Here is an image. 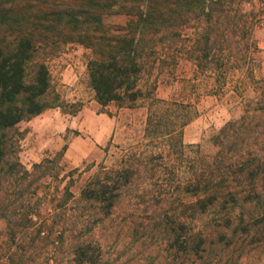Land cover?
<instances>
[{
    "label": "rangeland",
    "instance_id": "374dc122",
    "mask_svg": "<svg viewBox=\"0 0 264 264\" xmlns=\"http://www.w3.org/2000/svg\"><path fill=\"white\" fill-rule=\"evenodd\" d=\"M254 1L246 5L259 15L253 28L258 49L253 54L252 76L232 70L224 86L215 93L208 92L213 79L196 71L182 48L187 43L188 30L182 37L159 40L158 35L153 36L150 43L157 49L155 55L162 58L149 74L143 75L142 82L155 84L154 97L176 100L185 106L177 115L169 116L168 121L163 120L159 130L150 126L147 129L145 100L133 106L116 102L101 106L94 99L86 66L90 48L73 41L55 43L39 52L50 74L47 98L52 101L56 96L61 104L30 119H51L54 111L71 114V110L79 107L76 113L83 110L80 121L85 122L86 130H67L63 144L57 143L56 148L33 156L27 153L24 141L29 130L26 120L18 122L8 133L5 145H10L12 158H17L28 170L33 163L46 160L47 169L46 175L28 176L20 181L7 176L6 165L0 164V211L5 204L20 208L36 206L42 216L49 217L39 235L35 231L27 233V237L18 234L15 242L10 241L13 250L17 249L15 245H26L22 264H77L72 261V245L83 240L90 241L98 253L97 261L90 264H264V222L253 224L254 219L264 214V200L239 199L233 207L219 204L200 214L193 212L190 204L195 196L186 191V183L195 176L201 177L206 164H211L241 195L257 192L264 199V173L250 178L241 172L246 162L264 165V114L257 112L241 119L244 102L258 97L264 82V6L260 0ZM125 21L122 13L103 15L108 28ZM189 104L195 112H190ZM102 115L109 116L114 123L108 137ZM185 116L190 118L181 126L184 145H169L170 121H181ZM235 119L238 123L231 134L235 144L220 145L217 138L220 130ZM78 132L85 139L89 137V145L96 146L88 157L72 165L59 151L68 136ZM220 150H223L220 157L214 159ZM122 165L132 169V175L121 188L115 206L102 215L97 204L80 198V191L104 169ZM52 214L55 216L51 217ZM227 220L231 222L229 227ZM181 223L208 233L202 259L176 250L172 231ZM245 227L249 230L245 231ZM5 241L7 221L0 217V244Z\"/></svg>",
    "mask_w": 264,
    "mask_h": 264
},
{
    "label": "trees",
    "instance_id": "16d2710c",
    "mask_svg": "<svg viewBox=\"0 0 264 264\" xmlns=\"http://www.w3.org/2000/svg\"><path fill=\"white\" fill-rule=\"evenodd\" d=\"M260 1L264 6V0ZM254 2L0 0V164L6 165L5 174L22 181L28 176L41 177L47 173L44 166L46 160L33 163L32 169L28 170L17 158L11 157L13 152L9 150L10 145H5L9 140V131L18 122L29 120L44 109L61 104L56 101V96L52 101L47 98L51 81L45 60L39 55L42 49L55 43L73 41L90 48L91 55L86 66L94 99L101 106L110 102L133 106L145 100L148 109L147 129L150 126L159 130L163 120L168 121L169 116L177 115L178 110L185 106H180L183 103L176 100L154 97L155 84L142 82L143 75L149 74L156 61L162 58L155 55L157 49L150 43L154 41L153 36L158 35L159 40L182 37L184 31L188 30L185 36L187 43L182 48L196 71L213 79L214 83L208 92L215 93L224 86L232 70L252 76L253 54L258 49L253 28L259 15L253 8H246V5ZM108 12L124 14L125 23L108 28L103 22V15ZM260 86L258 97L244 102L241 119L257 112L264 114V82ZM189 105L190 112H195L194 106ZM78 109L70 113L75 114ZM189 118L185 116L181 121H170L169 145H184L181 126ZM237 123L236 119L228 121L220 130L217 136L220 145L235 144L231 134ZM65 147L66 144L62 146L60 154H63ZM222 152L220 150L214 159H218ZM259 165V162L255 165L251 161L246 162L241 172L254 178L257 173H264V165ZM213 167L206 164L203 177L195 176L186 183V191L195 196L190 201L193 212L204 214L219 204L233 207L239 199L241 202L264 200L257 192L248 191L250 193L241 195L226 182L221 171ZM104 170L82 187L80 198L97 204L102 215H107L119 200L120 190L129 181L132 169L122 165ZM39 211L36 206L20 208L5 204L0 217L7 221V241L0 244V264H22L21 257L25 254L26 245H15L17 249L13 250L11 242L16 241L18 234L27 237V233L35 231L39 235L43 231L49 217L42 216ZM262 222L264 214L254 219L253 224ZM226 224L229 227L231 222L227 220ZM182 225L178 224L172 231L176 250L182 255L202 259L208 233L204 229ZM248 230L245 227V231ZM72 254V261L77 264L94 263L98 258L92 243L86 240L73 244Z\"/></svg>",
    "mask_w": 264,
    "mask_h": 264
},
{
    "label": "crops",
    "instance_id": "0c3cea01",
    "mask_svg": "<svg viewBox=\"0 0 264 264\" xmlns=\"http://www.w3.org/2000/svg\"><path fill=\"white\" fill-rule=\"evenodd\" d=\"M68 82H71L70 79ZM79 110L76 114H67L60 111H54L53 118H36L34 120H26L29 124L27 137L24 138L25 145L27 146V153L30 155H39L42 151L47 149L56 148L57 143L61 145L64 143V135L67 130L74 131L75 129L86 130V124L80 121L82 116ZM41 115V113H40ZM85 117V116H84ZM106 121L104 132L106 137L110 136L113 131L114 123L109 116L102 115ZM105 137V138H106ZM88 136L85 139L81 133L70 134L68 141L63 152L64 158L72 165L79 164L84 158L88 157L92 148L96 145H89ZM100 143L99 141H96ZM95 142H93L95 144Z\"/></svg>",
    "mask_w": 264,
    "mask_h": 264
}]
</instances>
